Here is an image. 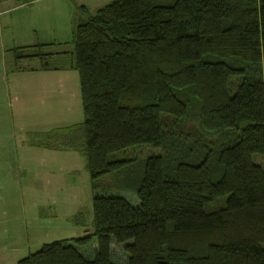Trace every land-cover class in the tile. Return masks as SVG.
Returning <instances> with one entry per match:
<instances>
[{
    "label": "trees",
    "instance_id": "obj_1",
    "mask_svg": "<svg viewBox=\"0 0 264 264\" xmlns=\"http://www.w3.org/2000/svg\"><path fill=\"white\" fill-rule=\"evenodd\" d=\"M83 12L70 51L16 47L6 66L77 74L81 122L36 146L79 154L102 194L90 233L16 264H113L111 243L126 264H264V0H110ZM135 145L161 155L107 159ZM92 238L88 260L72 244Z\"/></svg>",
    "mask_w": 264,
    "mask_h": 264
},
{
    "label": "rangeland",
    "instance_id": "obj_2",
    "mask_svg": "<svg viewBox=\"0 0 264 264\" xmlns=\"http://www.w3.org/2000/svg\"><path fill=\"white\" fill-rule=\"evenodd\" d=\"M50 1L54 5L55 0ZM40 4L41 2L35 3L36 12L32 14L37 28L36 37L27 39L30 41L20 43L19 46L54 44L45 48L44 52L70 51L73 26L84 22L86 15L67 10L65 17V11H53V32H48L51 28L47 23L50 17L46 19L44 14H40ZM24 11L19 12L21 16ZM78 17L82 21H79ZM65 23L68 25L67 30L63 29ZM37 64V60L19 63L20 66L29 68L36 67ZM65 73L73 75L67 90L65 87L57 89L48 83L45 92L34 93L35 100H30L28 108L26 105L24 109L29 114L30 124L20 132L21 147L17 151L14 150V157L9 156L7 152L2 154V159L10 158L13 161L10 165H4L0 171V246L16 250L15 260L37 251L42 244L79 238L91 232L90 202L93 193L89 188L83 159L72 151L56 152L36 146L38 143H55L45 140L42 136L37 137L36 132L81 122L77 75L71 70H65ZM0 108L7 120L13 115L17 116L19 111L17 103H0ZM18 116L19 124L22 125L25 120L21 115ZM26 130L32 133L25 134ZM57 145L58 143H55V146ZM158 155H161L160 149L135 145L114 152L107 159L142 160ZM256 160L264 169V160ZM253 161L255 162V158ZM94 194L101 196L102 191H96ZM104 194L121 197L131 206L138 205V200L132 192L111 190ZM213 205H207L206 210L212 209ZM72 245L85 259L93 258L96 245L94 238L80 247ZM126 259L123 245L111 243V262L126 264Z\"/></svg>",
    "mask_w": 264,
    "mask_h": 264
},
{
    "label": "crops",
    "instance_id": "obj_3",
    "mask_svg": "<svg viewBox=\"0 0 264 264\" xmlns=\"http://www.w3.org/2000/svg\"><path fill=\"white\" fill-rule=\"evenodd\" d=\"M105 1L106 0H55L54 5H52L50 0H0V103H17L19 109V111H17V116L13 115V117H10V119L12 118L11 120H7L2 115V109L0 108V171H2L1 169L4 165H10L13 161L10 158L2 159V154L7 152L9 156L14 157V150L17 151V149L21 147L19 146L20 132L26 129L24 127H29L30 124L29 114L24 109L26 105L28 108L30 100H35L36 95L34 96V93L37 91L40 93L45 92L46 87L49 85L48 83H51L50 86H56L57 89L65 87L67 90L68 82L73 78L72 73H65V70L49 72L30 70L37 66L32 68L21 66L25 71L8 72L6 62L10 60V58L6 51L16 47H25L19 46V44L27 43L26 41H30L27 39L36 37L37 28L34 23L35 18H32V14L36 8L35 3L41 2L39 12L40 14H44L46 19L50 17L47 23L48 27L51 28L48 32H53V22L51 18L53 11L57 12V10H63L65 11V17L67 10L71 13L80 12L85 14L83 12L84 10L87 14H91L89 13L90 11H96L110 0ZM21 10H25L22 16L19 13ZM78 19L82 21L80 17H78ZM63 29H68L67 23H65ZM18 115H21L25 120L22 125L19 124L20 120ZM65 127H53L49 130ZM28 129L30 128H27V130ZM27 130L26 132L24 131L25 134L32 133ZM45 132L36 133L37 136H41V134ZM53 151L68 152L69 150ZM95 192L96 191H92L93 194ZM107 192L108 191L104 193ZM15 252L16 250L4 249L0 246V264H16L21 258L15 260Z\"/></svg>",
    "mask_w": 264,
    "mask_h": 264
}]
</instances>
